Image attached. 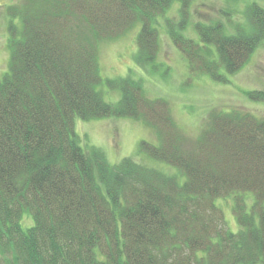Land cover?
I'll use <instances>...</instances> for the list:
<instances>
[{
	"label": "trees",
	"instance_id": "1",
	"mask_svg": "<svg viewBox=\"0 0 264 264\" xmlns=\"http://www.w3.org/2000/svg\"><path fill=\"white\" fill-rule=\"evenodd\" d=\"M180 2L181 20L169 9ZM194 0H21L9 13V70L0 77V260L3 264L264 263V119L213 109L186 140L167 100L141 79L105 80L98 42L139 23L135 59L154 65L165 31L195 74L226 82L264 41V8H246L250 29L227 33L198 20V38L181 30ZM121 90L105 100L98 86ZM264 100V90L248 92ZM142 119L160 144L140 151L173 165L170 174L126 156L111 164L87 151L75 118ZM188 142L186 145L185 142ZM180 177L183 178L182 183ZM233 197L231 230L220 198ZM251 197L252 201L249 202ZM33 224L25 227V215Z\"/></svg>",
	"mask_w": 264,
	"mask_h": 264
},
{
	"label": "rangeland",
	"instance_id": "2",
	"mask_svg": "<svg viewBox=\"0 0 264 264\" xmlns=\"http://www.w3.org/2000/svg\"><path fill=\"white\" fill-rule=\"evenodd\" d=\"M19 1L21 0H0V77L9 70L11 57L7 7ZM252 2L264 8V0H194L188 24L181 31L187 36L198 38L195 22H211L216 19L224 23L227 33H237V27L241 25L250 29L246 8ZM179 9L178 1L169 9V14L174 15L176 20L173 22L179 23L181 20ZM140 25L139 23L120 37L98 42V63L105 80L126 76L141 79L148 97H161L168 101L174 121L186 140H195L200 135L213 109L223 108L228 111L238 108L264 119V100L248 93L264 90V41L236 73L228 75L229 81L220 82L209 74L190 71L188 61L166 33L164 20L156 26L160 49L155 64H138L135 54ZM98 89L109 102H117L121 97V90L106 81ZM74 127L81 145L87 151L98 148L111 164L131 156L170 174L178 173L173 165L153 159L140 151L144 140L160 144L156 129L142 119L111 115L85 120L77 116ZM182 180L180 177L181 183ZM251 201L250 197L249 202ZM216 203L223 209L231 230L237 231L239 226L233 212V197L217 199ZM32 224V216L25 215L23 225L27 227ZM0 264H3L1 260Z\"/></svg>",
	"mask_w": 264,
	"mask_h": 264
}]
</instances>
